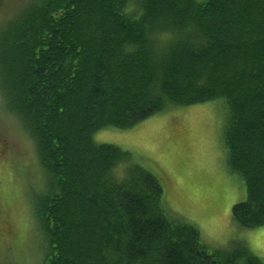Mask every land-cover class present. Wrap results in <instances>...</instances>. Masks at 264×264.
I'll return each instance as SVG.
<instances>
[{"label": "trees", "instance_id": "16d2710c", "mask_svg": "<svg viewBox=\"0 0 264 264\" xmlns=\"http://www.w3.org/2000/svg\"><path fill=\"white\" fill-rule=\"evenodd\" d=\"M5 110L45 176L34 215L43 264H261L210 251L158 180L93 135L223 100L240 228L264 227V0H30L0 31Z\"/></svg>", "mask_w": 264, "mask_h": 264}, {"label": "rangeland", "instance_id": "374dc122", "mask_svg": "<svg viewBox=\"0 0 264 264\" xmlns=\"http://www.w3.org/2000/svg\"><path fill=\"white\" fill-rule=\"evenodd\" d=\"M28 2L0 0V31ZM226 116L221 99L172 107L125 131L101 130L93 141L127 152L131 163L155 177L165 211L195 226L210 251L241 243L264 264V246L256 239L264 227L242 229L231 219L245 188L227 165ZM44 179L33 143L5 110L0 89V264H43L47 247L33 207Z\"/></svg>", "mask_w": 264, "mask_h": 264}, {"label": "snow or ice", "instance_id": "6c2138e0", "mask_svg": "<svg viewBox=\"0 0 264 264\" xmlns=\"http://www.w3.org/2000/svg\"><path fill=\"white\" fill-rule=\"evenodd\" d=\"M256 239L259 240L260 245L264 246V229H261L256 236Z\"/></svg>", "mask_w": 264, "mask_h": 264}, {"label": "crops", "instance_id": "0c3cea01", "mask_svg": "<svg viewBox=\"0 0 264 264\" xmlns=\"http://www.w3.org/2000/svg\"><path fill=\"white\" fill-rule=\"evenodd\" d=\"M241 180V179H240ZM242 182V181H241Z\"/></svg>", "mask_w": 264, "mask_h": 264}]
</instances>
